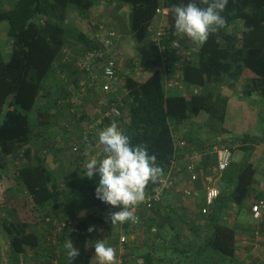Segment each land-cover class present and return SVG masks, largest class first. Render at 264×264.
I'll list each match as a JSON object with an SVG mask.
<instances>
[{
	"label": "trees",
	"instance_id": "1",
	"mask_svg": "<svg viewBox=\"0 0 264 264\" xmlns=\"http://www.w3.org/2000/svg\"><path fill=\"white\" fill-rule=\"evenodd\" d=\"M97 1L100 0L0 1V34L3 31L12 43L11 52L6 57V45L0 42V169L5 170L9 156L23 150L27 163L16 166L12 174L17 185L31 197L36 217V221L32 222H37L38 228L42 229L39 232L29 219L16 221L0 211V227L6 233L13 264H25L22 254L27 249L36 248L48 251L51 259L56 256L55 250H59V263L65 264L62 257L65 258L63 245L67 238L80 253L76 264H91L95 256L89 245L95 230L113 231L110 216L105 219L102 215V211L110 205L101 204L95 198L97 185L85 177L81 182L57 181L46 160L35 149L32 141L35 134L41 133L36 129L51 122L62 126L66 132L81 126L82 142L74 139V143L80 144L81 148L93 147L104 128L112 124L129 134L134 144L145 145L149 153L157 157L156 163L161 168L157 181L146 185L145 192H152L158 187L159 179L169 174L174 159L179 163L178 154L211 151L219 141L229 145L233 154L230 166L221 174L207 168L210 177H219L220 195L207 213H203L202 208L195 212L208 223L202 245L191 259L196 260L192 262L194 264L204 255L203 264L219 262L213 256L215 251L224 259L236 261L237 222L232 221L238 219V213L244 208L250 213L249 199L264 195V192L256 191L258 172L264 163V126L262 123L259 131L257 128L252 132L249 131L248 121L252 107L264 111V0H228L222 13L226 18L223 28L211 33L203 44L194 43L185 36L188 45L197 47L198 51L194 59L182 64V87H167L164 73L159 69V55L147 42L159 0H115L129 5L130 33L133 41L143 47L141 56L128 57L130 60L139 58L137 63L126 62L124 58L121 61L123 64L120 59L117 62V79L125 90L122 118L105 115L110 109L109 103L116 99L117 91L107 92L101 76L94 79L86 70L78 69L74 52L70 51L73 47L77 49L74 45L76 41L84 42L82 52L100 46V42L88 36L86 31L72 27L70 20L72 8L81 16L90 17ZM179 3H187V0H165L170 9L168 20L173 33L172 6ZM97 26V29L93 27L92 33L99 30V22ZM170 59L173 65L180 61L176 55H170ZM121 67L123 73H120ZM50 80L57 81L59 92L56 96L50 88ZM240 80L244 81L242 90L237 92L240 97L231 103V95L222 94L220 88ZM97 85H101L102 89L99 90ZM190 86H197L200 92L190 94ZM102 91L107 97L105 102L94 111L86 109L87 99L97 93L102 97ZM229 112L233 127L227 131L222 126ZM203 113L208 115V122L215 121L211 128L219 130L217 139H203L201 149H197L192 130L185 138L174 137L173 126L180 127L197 118L201 120L198 121L202 124L201 128L206 126L203 124L208 122L200 117ZM87 136L90 141L85 140ZM182 140L187 146L181 145ZM236 157L237 161L234 160ZM100 159H103V150L99 154ZM215 160V156H209L204 164L213 165ZM166 194L150 212L143 213V219L162 206ZM47 216L52 217L56 224L63 219L72 220L70 231L57 246L47 245L42 236L43 226L45 231V225L48 226L47 231L54 226L46 223ZM191 221L187 224L188 230L198 231L200 227L194 220ZM155 225L147 222L149 239L151 234H162L161 225H157L156 231ZM124 227L128 234L129 225L126 223ZM89 229H93L91 234ZM173 229L177 230V227ZM262 232L261 229L259 233ZM119 236L113 238L115 242H118ZM181 237L178 234V241ZM159 240L165 242L164 239ZM136 242L129 238L125 241L127 252L123 263L155 264L153 252L136 245ZM156 244L161 247L157 240ZM119 245L120 242L111 247L116 250ZM171 245V249L188 253V250L181 251L182 248ZM51 259L47 264H52Z\"/></svg>",
	"mask_w": 264,
	"mask_h": 264
},
{
	"label": "crops",
	"instance_id": "2",
	"mask_svg": "<svg viewBox=\"0 0 264 264\" xmlns=\"http://www.w3.org/2000/svg\"><path fill=\"white\" fill-rule=\"evenodd\" d=\"M1 2H8V0H0ZM103 9L100 11V15H106L104 19H94L90 17H83L81 16L74 8H72V15H70L71 20V26L74 28H77L79 30L88 31V36L90 33H92L91 30H93V27H96L97 29V22L99 24H107L109 26H112L114 28H121V43H118L119 48L123 51L122 54H120V62L122 61V58L126 59L125 61L137 63L139 61V58H133V60H130L128 55L133 56H141V52L143 51V47L132 41L130 38L129 40L124 39L126 38L124 35H129L132 37V34H128L129 27H128V21H129V13H130V7L128 4H120L117 2H112L111 5H109V1L103 0ZM92 15V11H91ZM100 28V27H99ZM87 35V34H86ZM123 37V38H122ZM128 44V45H127ZM74 45L77 46V49L80 48L78 51L75 47L73 49H70V51L74 52V58L75 60L81 56L82 51L84 50V42L83 41H76L74 42ZM124 45H127L126 48ZM72 46V45H71ZM130 47V48H129ZM129 49V50H128ZM132 50V54L129 53ZM125 56V57H123ZM121 64H123L121 62ZM122 68V67H121ZM98 71H102V67H98ZM97 70L94 72L97 75ZM124 69L122 68L120 73H123ZM119 73V72H118ZM87 76V75H86ZM98 77L101 75H97ZM99 81V80H98ZM50 88L53 89V94L56 96L59 92L57 81L50 80ZM234 84H226V86H222L220 88V91L222 94L228 96L231 95L230 102L234 103L240 96L239 93L237 95V92H240L242 90V87L244 85V81L240 80L238 82L231 81ZM99 90H101L99 88ZM217 91H219V88H216ZM174 91V90H172ZM102 91V97L101 94H96L95 96H91L87 99V106L86 109H91L94 111L97 107L102 103L105 102L106 94ZM108 101V100H107ZM106 101V102H107ZM74 102V101H73ZM86 102V101H85ZM230 103V104H231ZM84 105V103L82 102ZM89 104L91 106H89ZM232 105L229 106V110L231 109ZM99 109V108H98ZM99 111V110H98ZM230 112L227 115L226 121L230 120ZM203 121L208 122V115L203 113L201 116ZM200 119H194V122H188L184 125H180V127L173 126V134L175 138H185V135L188 133L190 134L191 130L195 133V145L194 147L197 149H201V143H203V139H206L207 136H204L203 139L200 135V132L202 130L200 122H198ZM201 121V120H200ZM77 124L75 123L74 126ZM206 125L205 123L203 126ZM225 125V124H224ZM79 126V125H78ZM202 126V127H203ZM62 127V126H61ZM61 127H58V125L54 122H51L50 125H44L42 124L39 126L36 131H41V133L35 134V138L33 139L32 143L35 146V149L37 150L38 154L42 156L50 168V170L54 173V176L56 180H60L62 182H68V181H76L81 182L83 180V173L85 166L87 165L89 159H83V161L80 159L81 157H78L76 154L72 152V148L70 149L68 147L69 144L73 146L74 139L78 142H82L81 139V126L73 128L70 132H66ZM223 127V126H222ZM201 128V129H200ZM228 130V129H226ZM198 132V133H197ZM192 148L190 149V151ZM101 154V152L99 153ZM209 156L214 157V155L205 154L204 156H200V158L197 160L198 165L204 169L205 173L204 175H198L196 179H193V181H190L188 177V170H187V163L188 158L185 157V155H179L178 154V162L181 166V171L177 175L180 178V182L185 181V186L191 187L195 189L197 192L195 195H189V196H183L181 193H177L175 191H169L167 192L165 199L163 201L162 206L159 209H156L153 213L149 214L143 219L142 224V230L139 234V237L136 239V245H140L141 247L150 250L153 252V255L155 257V264H168L167 261H165L163 258L158 257L156 253H154L158 247L156 244V240L159 241V243H166L168 244V248L170 244L172 246H175L174 244L177 242L178 246L182 248L181 251L188 250V253L185 252H177V254H181L184 257V262L186 264H190L196 260H192V256L198 252L202 245L203 237L206 234V227H207V220L205 221L202 216H199L198 210L199 208H202L205 203V184L212 181L214 178L209 176V171L207 168L211 166L205 165L207 163ZM69 158V159H68ZM9 161L7 167L4 169H0V175L5 178L3 179V198L0 199V211L2 214H6L8 217H11L13 220L16 221H25L27 215V208L30 206H33V201L30 199L31 197L27 195L26 191L17 185L15 178L13 177V172L16 169L17 164L24 165L27 163L26 158L23 156V150H19L16 154H13L9 156ZM85 165V166H84ZM55 174H58L56 176ZM66 177V178H65ZM175 177V176H174ZM1 179V178H0ZM211 179V180H210ZM219 177L217 178V184L220 188L219 183ZM258 185L256 187L257 192H264V175H259V181ZM183 186V184H181ZM31 201V202H30ZM248 211V210H247ZM13 212L14 215L10 216ZM249 212V211H248ZM198 215V216H196ZM250 215V221L248 222V226L245 229L244 224L239 225V230H237V251H236V257H237V263L241 262V264H264V232L260 233L259 236H255L253 234V231L256 228V221L252 218ZM200 218L201 221H200ZM194 220L195 224L200 227L198 231L195 230H188L189 225L191 221ZM198 219L199 221H197ZM31 221V220H28ZM153 222L155 223V231L157 230V225H161V235H150L151 238H148L147 233V222ZM146 223V224H145ZM184 223V224H183ZM34 228L38 229V231H41V228L39 229V225L36 222H32ZM186 224V225H185ZM113 229L116 236L119 234L121 235L123 232H125V228L122 229L121 226H118V223H112ZM192 225V224H191ZM195 225V226H196ZM174 226V227H173ZM193 226V225H192ZM118 229H117V228ZM177 230L173 229L176 228ZM204 227V228H203ZM120 228V229H119ZM202 228V229H201ZM264 231V227L260 228V230ZM120 230V231H119ZM6 234L0 227V252L3 253V257L1 259L0 264H13V260L11 257V250L10 247L7 244V238L4 236ZM178 234H180L181 237L178 241ZM42 236H44V232L42 233ZM120 238V236H119ZM159 239H164L165 242L160 241ZM165 248V247H164ZM48 251L44 250L43 248H36V249H27L24 254H22V257L25 259H22L26 261L25 264H47L48 259L50 261L51 257L48 256ZM63 256V254H62ZM240 256V257H239ZM181 256H179L180 258ZM204 255H201L200 258H198L199 262H195L194 264H203L205 263L203 259ZM65 264L67 263V260L62 257ZM97 257H95L91 264H97ZM217 263V262H216ZM213 263V264H216ZM50 264V263H49ZM193 264V263H192ZM235 264V263H234Z\"/></svg>",
	"mask_w": 264,
	"mask_h": 264
},
{
	"label": "built area",
	"instance_id": "3",
	"mask_svg": "<svg viewBox=\"0 0 264 264\" xmlns=\"http://www.w3.org/2000/svg\"><path fill=\"white\" fill-rule=\"evenodd\" d=\"M159 6L154 15L152 25L149 29V35L147 42L155 48L159 55L160 65L159 69L164 73V80L167 87H177L183 86V62H187L195 58L198 48L195 46L188 45L185 36H179L176 33H173L170 29L169 24V7L165 4V0H159ZM96 42H100V46L88 49L83 52V54L77 58V67L78 69L88 72L92 78L97 79L98 76L94 73L98 67H102L101 81L103 88L107 92L117 91L114 96L116 99H113L109 105L110 109L106 111L105 115L110 118H122L124 116L123 108L125 107V102L123 99V93L125 90L119 83L117 79V62L120 59V54L123 51L118 48V42L121 40V33L117 28L110 27L107 24H100L99 30L96 32L90 33L89 35ZM196 53V54H195ZM170 55H176L180 61L174 65L171 62ZM172 67H175L173 69ZM111 68V74L106 72V69ZM172 70H175L173 72ZM190 94H198L200 89L197 86H190L188 89ZM100 116V115H99ZM99 123L101 120H97ZM85 140L90 141L87 136ZM182 146H187L186 141H181ZM73 152L77 154L80 159H91L92 145H88L86 148H81L80 144H75L73 146ZM205 154H210L215 156V163L209 167V171L214 172H223L231 164L233 160L232 150L229 145L219 141L213 146L211 151L200 152L192 151L191 153L186 151L185 157L188 158L187 170L188 177L190 181L196 179L200 173L201 177L204 175L205 171L198 165V159L200 156ZM181 167L177 160H173L171 170L168 175L161 177L159 179V185L152 192H145V199L143 202L139 203L136 207L132 208V217L123 222L118 223L119 226L124 229V225L127 223L129 225L128 234L123 232L120 236V245L117 248L116 256H114L113 264H124L123 256L126 254L127 249L124 247L125 241L128 238L133 241L139 237V234L142 230L143 224V213L150 212L154 206L161 202L164 194L169 191H175L181 193L183 196L195 195L196 190L185 186V181L180 182V178L175 175L180 173ZM175 176V177H174ZM183 184V186L181 185ZM2 192V189L0 190ZM220 195V188L217 184V178H214L209 183L205 184V203L202 207V212L207 213L211 206ZM250 208V213L252 218L256 221L255 236H259L260 228L264 227V195L255 196L250 199L248 202ZM34 207L30 213H33ZM117 208L108 206L102 211L104 218H108L112 212L117 211ZM36 221V220H35ZM52 219V217H46V223L54 224L53 227H50L47 231L48 226L45 225L46 231L44 230V239L45 243L49 246H57L60 244L61 239L67 235V232L70 231L72 220L63 219L57 224ZM42 231V229H41ZM114 251V252H115ZM55 257H52V264L59 263V250H55Z\"/></svg>",
	"mask_w": 264,
	"mask_h": 264
},
{
	"label": "clouds",
	"instance_id": "4",
	"mask_svg": "<svg viewBox=\"0 0 264 264\" xmlns=\"http://www.w3.org/2000/svg\"><path fill=\"white\" fill-rule=\"evenodd\" d=\"M201 3L187 0L172 6L175 33L199 44L226 25L222 13L228 0H201ZM106 72L111 74V68ZM98 143L103 149V159L89 161L82 175L97 185L98 202L118 209L111 213V222L123 223L132 217L131 209L144 201L146 185L157 181L161 168L156 163L157 157L145 145L134 144L131 136L115 124L103 130ZM92 231L89 229V234ZM63 248L69 264H76L80 253L73 242L67 238ZM94 255L98 264H113L114 249L102 239L95 243Z\"/></svg>",
	"mask_w": 264,
	"mask_h": 264
},
{
	"label": "rangeland",
	"instance_id": "5",
	"mask_svg": "<svg viewBox=\"0 0 264 264\" xmlns=\"http://www.w3.org/2000/svg\"><path fill=\"white\" fill-rule=\"evenodd\" d=\"M107 1H109V5H111L112 6V4H111V1L112 2H117V1H115V0H106V3H107ZM103 0H100V1H97V3L94 5V7L91 9V11H92V15H91V18H94V19H104L105 17H106V15H103V16H101L99 13H100V11L103 9ZM2 26L0 25V28H1ZM76 29V28H75ZM122 29L121 28H119V31H121ZM130 31V30H129ZM2 33L0 34V42L1 43H3V44H5L6 45V50H5V56L6 57H8L9 56V54H10V52H11V47H12V43H11V40H9V38L5 35V33L3 32V31H1ZM86 32H88L87 30H86ZM128 34H130V32L128 33ZM69 35H71V33L69 34ZM126 38H123V40L124 39H127V40H129L130 38L132 39V41H133V38L132 37H130L129 35H124ZM9 41V42H8ZM122 42V40H120V43ZM8 43V44H7ZM128 45V44H127ZM127 45H124V47L126 48V46ZM130 48V47H129ZM129 50V49H128ZM129 53H131L132 54V50L129 52ZM129 56H133V55H129ZM102 74V72H100V71H98V73H97V75H101ZM97 88H100V89H102V86L101 85H97L96 86ZM89 106H91L90 104H89ZM263 108H264V106H263ZM264 119V111H262V110H260L258 107L256 108V107H252L251 108V113H250V117H249V119H248V121H249V131H252V132H254V131H256L257 130V128H258V131L261 129V126H260V124H262L263 123V126H264V120H263V122H261V120H262V118ZM213 122H215V121H213ZM213 122H211V121H209L208 123H205L206 124V126H204L203 128H202V133L200 132V135H201V137H202V139H203V137L204 136H207V138H209L210 139V141L211 140H214L215 138H216V136L218 137L219 136V130H217V129H215V127H213V128H211V125H214L213 124ZM233 125V123L231 122V121H226L225 122V125H223V127L225 128V129H229V130H231L232 129V126ZM123 125H121V127H122ZM246 128H248V126L246 127ZM104 129H106V128H104ZM228 131V130H227ZM226 134V133H225ZM217 139V138H216ZM94 146L92 147V153H91V156H90V158L91 159H89V161H91L92 159H96V160H98L99 159V153L100 152H102V147L99 145V143H98V140H96L95 142H94V144H93ZM68 147L71 149V144H69L68 145ZM238 157H236L234 160H238L237 159ZM69 159V158H68ZM88 161V162H89ZM17 166H21V164H17ZM85 166V165H84ZM86 167V166H85ZM218 174H221V173H219V172H217ZM259 173V175H264V163H262V169H260V171L258 172ZM56 176H58V174H55ZM0 190L2 189L3 190V185H4V183L2 182L3 181V179L5 180V178H3V176L2 175H0ZM66 178V177H65ZM58 181H60V180H58ZM4 191V190H3ZM3 198V193L0 191V199H2ZM31 199V198H30ZM250 201V199L248 200V202ZM31 202V201H30ZM248 202H247V204H248ZM27 210V215H26V219H29V220H31V221H35L36 220V217L34 216V213H30V211L32 210V206H30L29 208H27L26 209ZM12 214L10 215V216H13L14 215V213L13 212H11ZM237 217H238V219H234L233 221H232V223H236V225H237V230H239L240 228H239V225H241V224H244V228L246 229L247 228V226H248V222L251 220L250 219V215H249V212L247 211V209H245L244 208V210L239 214L238 213V215H237ZM119 226V225H118ZM117 228V227H116ZM248 228H249V226H248ZM118 229V228H117ZM114 230H116V229H113V231H105V230H103V229H100V228H97L96 230H95V232H94V234H93V238H92V240H91V244L89 245V249L91 250V249H93L94 250V247H95V243L97 242V240H101L102 239V242L103 243H105L107 246H112V247H115V245H118V243H119V237H118V242H115L114 241V237L116 238V234H115V232H114ZM120 231V230H119ZM4 236L6 237V234H4ZM111 240V241H110ZM112 240L114 241V242H112ZM158 243H159V241H158ZM113 244H114V246H113ZM161 247H159L158 246V250L157 251H155L156 252V255L158 256V257H161V258H163L165 261H167L168 262V264H186L185 262H184V256L183 255H181V254H177V252L175 251L176 249H171V248H168V244H166V243H161L160 242V244H159ZM164 246H166L167 248H164ZM172 246V245H171ZM175 246H178V244H176ZM1 251V250H0ZM114 251H115V249H114ZM116 251H117V249H116ZM116 251L114 252V254H115V256L117 255L116 254ZM3 253H1L0 252V262H1V259H2V257H3ZM95 256V255H94ZM179 256H183V257H180L179 258ZM213 256L219 261V262H217L216 264H241V262H238L237 263V261H229V259H224V257H223V255L222 254H220V253H218V252H215L214 251V253H213ZM96 257V256H95ZM240 257V256H239ZM97 262V264H98V260L96 261Z\"/></svg>",
	"mask_w": 264,
	"mask_h": 264
}]
</instances>
